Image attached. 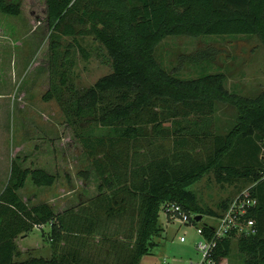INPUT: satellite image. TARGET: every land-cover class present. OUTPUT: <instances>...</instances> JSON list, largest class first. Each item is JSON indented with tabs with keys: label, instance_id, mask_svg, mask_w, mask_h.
Masks as SVG:
<instances>
[{
	"label": "trees",
	"instance_id": "trees-1",
	"mask_svg": "<svg viewBox=\"0 0 264 264\" xmlns=\"http://www.w3.org/2000/svg\"><path fill=\"white\" fill-rule=\"evenodd\" d=\"M43 1L49 30V84L42 99L58 101L65 115L63 131H70L88 159L87 168L77 175L84 189L90 183L94 193L83 200L82 189L76 195L77 205L56 208L48 188L57 180V161H48L49 169L40 164L39 157L49 154L45 143L49 140L35 136L28 150L12 160L0 193V264H60L44 258L17 262L16 237L37 224H48L51 240L57 241L62 229L78 235L67 230L69 216L84 223L81 230L93 233L101 219L104 226L123 215L136 220L125 242L113 246L117 262L140 264L158 245L154 239L161 238L158 219L163 208L178 204L186 213L201 215L199 223L205 214L211 218L222 214L232 198L215 210L200 206L196 193L188 190L208 171L221 183L248 181L258 201L248 213L256 233L221 241L216 263L234 257L239 264H264V90L255 96L228 90L224 73L211 70L212 53L189 57L200 65L194 77L181 76L179 67L168 69L156 58L158 45L169 36H256L264 46V0ZM0 13L19 16L22 0H0ZM86 35L103 45L112 71L89 87L67 86L65 62H71L74 45L81 47L77 37ZM63 37L73 40L65 50ZM217 103L236 111L235 122L224 134L217 131ZM159 142L160 147L168 143L170 148L160 152L155 146ZM138 143L147 145L141 153ZM65 178L70 181L71 176ZM27 183L34 188L32 197L22 195ZM191 222L197 224L196 219ZM202 225L210 236L211 228ZM234 242L237 250L232 254ZM65 261L89 262L79 251L68 252Z\"/></svg>",
	"mask_w": 264,
	"mask_h": 264
},
{
	"label": "rangeland",
	"instance_id": "rangeland-1",
	"mask_svg": "<svg viewBox=\"0 0 264 264\" xmlns=\"http://www.w3.org/2000/svg\"><path fill=\"white\" fill-rule=\"evenodd\" d=\"M77 39L81 47L74 45L71 48V62H65L66 83L67 86L86 88L112 71L111 59L103 45L92 35L79 36ZM48 41L49 30L43 0H22V13L19 16L0 13V193L9 179L12 160L28 150L30 140L35 136H45L49 140L45 142L49 154L47 156L46 152L39 157L40 164L49 169L52 164L48 161H57L58 177L54 185L48 188V196L54 198L51 203L56 208L63 210L78 204L76 195L84 189V183L77 173L87 168L88 159L74 142L70 131H63L65 115L58 101L55 98L50 101L42 99L49 84ZM71 42V37H63L62 50ZM85 52L88 53L87 57ZM201 52L213 54L210 59L211 70L224 73L228 90L244 96H255L264 90V46L256 36H169L158 45L156 58L168 69L179 67L181 76L194 77L200 65L188 60ZM202 66L208 67V64ZM58 76L55 77L57 84L60 83ZM216 108L217 131L224 134L235 122L236 111L232 106L222 103H217ZM63 137L69 140H63ZM137 145H141L139 153L147 147L145 143ZM159 145L160 142L155 144L160 152L170 148L168 143L164 148ZM65 175L71 176L70 181ZM86 185L85 194H79L83 200L94 193L92 185ZM30 186L27 183L25 191H22L23 196H33L34 188ZM251 186L243 180L233 185L218 182L214 172L208 171L188 190L196 193L200 206L216 210L220 202ZM36 191L38 196L42 195V192ZM73 219L72 216L67 217V230L73 233L78 231V235L67 236L71 243L80 246V253L89 261L88 264H119L113 246L116 242H125V237L134 231L135 218L115 216L107 220L108 224L104 226L103 218L93 233L81 230L84 223ZM158 223L163 229L161 238L154 239L158 245L142 258L140 264H163V260L167 264H189L200 260V253L195 248L202 241L196 231L198 226L167 221L163 210H160ZM201 223H215V220L205 214ZM48 230V224H37V228L32 229L34 236L31 235L26 241L33 245L35 239L41 240L38 251L31 247L23 251L18 248L19 262L33 256L48 257L47 247L57 243L56 240L50 243ZM28 233L27 236L30 235ZM180 236L185 238V242L179 241ZM232 249L233 254L237 250L235 242ZM224 261L227 264H239L234 257H226Z\"/></svg>",
	"mask_w": 264,
	"mask_h": 264
},
{
	"label": "built area",
	"instance_id": "built-area-1",
	"mask_svg": "<svg viewBox=\"0 0 264 264\" xmlns=\"http://www.w3.org/2000/svg\"><path fill=\"white\" fill-rule=\"evenodd\" d=\"M257 204V198L253 196L249 187L234 195L218 218L212 217L215 223H199L196 220V226H198L196 231L202 237V241L195 246L200 253V260L189 264H227L224 261L225 258L219 260V263H216L214 259L218 244L228 238L251 236L256 233L255 221L252 218H248V213ZM163 211L167 221L171 220V222L177 221L180 224L195 225L191 221L196 219L197 215L186 213L178 204H170L163 208ZM168 217L170 220H168ZM202 224H206L211 228L210 236L205 235ZM35 227L37 228V225ZM179 241L185 242V238L180 236ZM163 264H167L166 260H163Z\"/></svg>",
	"mask_w": 264,
	"mask_h": 264
},
{
	"label": "crops",
	"instance_id": "crops-1",
	"mask_svg": "<svg viewBox=\"0 0 264 264\" xmlns=\"http://www.w3.org/2000/svg\"><path fill=\"white\" fill-rule=\"evenodd\" d=\"M234 196V195H233ZM233 196H231L230 198H232ZM78 210V208L77 209H75L74 211H77ZM32 231H30L28 234H30L29 236H27V234H25V235H20V236H18V237H16V239H15V242H16V245H17V247L18 248H20L22 251L23 250H27L28 248H32L33 250H37V248L39 247V242L41 241V240H39L36 236V238H37V240L35 239V241H34V243L35 244H33V245H30L29 244V242H27L26 240H29L30 238H31V235H33L32 233H31ZM48 232H49V230H48ZM47 232V233H48ZM62 236H61V238L59 239V240H57L56 242V245L55 246H52V241L53 240H51L50 238H49V241H50V243H51V245L49 246V247H47L48 248V252H47V255H48V257L47 256H40V257H38V256H33V258H44V259H46L47 261H51L52 259H58V262L60 263V264H66V263H68V261L66 262L65 261V259H66V255L68 254V252H72V253H78V251L80 252L81 251V248H80V246H78L76 243H71L70 241H69V239H68V232L65 230V229H62ZM69 235H71V234H69ZM34 236V235H33ZM41 236H42V233H41ZM41 238H43V237H41ZM46 245H45V243H44V247H45ZM43 247V246H42ZM41 247V248H42ZM42 250H44V249H42ZM34 251V252H35ZM38 251V250H37ZM33 258H26V259H23L22 261H20V262H25V261H28V260H30V259H33ZM16 260H17V258H16ZM17 262H19L18 260H17ZM47 264H51L50 262H48Z\"/></svg>",
	"mask_w": 264,
	"mask_h": 264
},
{
	"label": "water",
	"instance_id": "water-1",
	"mask_svg": "<svg viewBox=\"0 0 264 264\" xmlns=\"http://www.w3.org/2000/svg\"><path fill=\"white\" fill-rule=\"evenodd\" d=\"M201 217H202L201 215H198V216L196 217V220L199 221V220L201 219Z\"/></svg>",
	"mask_w": 264,
	"mask_h": 264
}]
</instances>
